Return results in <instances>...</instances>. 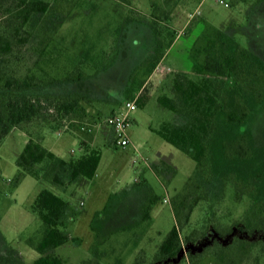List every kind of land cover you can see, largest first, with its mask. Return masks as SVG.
<instances>
[{
	"label": "rangeland",
	"instance_id": "374dc122",
	"mask_svg": "<svg viewBox=\"0 0 264 264\" xmlns=\"http://www.w3.org/2000/svg\"><path fill=\"white\" fill-rule=\"evenodd\" d=\"M8 4L0 7L3 30L4 20L10 16ZM153 5H158L159 11H170L169 18H161V28L168 26L175 38L163 50L161 64L145 75L144 63L155 49ZM218 30L249 48L264 66V0H77L43 54L36 49L37 36L14 44L13 55L4 65L7 76H22L33 69L40 85L26 92L59 96L60 100L80 94L83 110L59 119L57 127L50 126L53 123L39 127L34 121L13 126L0 138V261L11 247L23 264H31L38 256L26 238L39 235L42 228L31 204L44 188L69 202L64 230L76 240L53 250L66 264L88 260L90 264H133L137 258L146 263L153 261V251L175 223L170 200L183 188L196 165L186 152L155 131L163 122L181 119L159 103L157 96L172 95L175 72L193 79L201 77L196 65L203 59L208 38ZM80 68L85 75L77 78ZM143 88L149 91L146 104L128 109L126 102L137 98ZM125 111L130 118L126 128L130 143L121 146L115 141L109 118ZM218 122L219 129L212 139L216 152L214 174L209 182H203L202 198L189 222L181 227L182 248L176 261L165 264H193V259L197 264H225L226 253L246 235H254L255 245L234 264H264V233L251 234L247 229L253 199H235L232 182L225 178L232 170L261 172L257 196H264V100L254 105L241 126L226 125L223 114ZM239 130L249 132L253 138V157L237 162L225 160L219 150L222 138L232 137ZM28 131L63 158L80 155L81 141L100 150L94 177H81L62 186L50 176L37 179L26 175L14 186L16 159ZM162 161L173 169L164 164L161 173L156 174L151 165ZM46 172L50 175L51 169ZM152 192L160 199L143 219L144 202ZM231 223H235L234 228L224 232V226ZM198 252H202L199 258H191Z\"/></svg>",
	"mask_w": 264,
	"mask_h": 264
},
{
	"label": "trees",
	"instance_id": "16d2710c",
	"mask_svg": "<svg viewBox=\"0 0 264 264\" xmlns=\"http://www.w3.org/2000/svg\"><path fill=\"white\" fill-rule=\"evenodd\" d=\"M7 3L6 11L10 16H6L4 20V30L0 28V138L13 126L34 121H37L39 127L50 123H53L50 126L57 127L59 119L70 113L79 114L78 111L83 110L80 94L67 95L61 100L59 96L50 94H29L26 90L40 85L34 70L28 69L22 76H7L4 67L8 58L13 55L14 44L24 43L32 35L38 37L36 49L39 55L43 54L54 32L64 17L71 13L77 0H0V7ZM169 15V10L159 11V6L153 5L151 28L155 35V49L144 63L145 75L157 66L164 55L163 50L175 38L173 30L168 26L161 28V18H169ZM8 28L10 30L6 31ZM196 66L201 74L199 79L175 72L172 77V95L157 96L159 103L174 111L181 119L179 122H163L155 130L167 142L186 152L196 162L195 169L183 188L170 200L175 223L152 255L153 261L146 263L143 258H137L133 264H165L176 261L182 248L181 227L189 222L191 212L202 198L203 182H209L210 175L214 174L216 152L212 139L219 129L218 116L223 114L226 125L241 126L247 121L254 105L264 100V66L249 48L224 31L218 30L213 37L208 38L203 59ZM78 71L77 78L85 75L81 68ZM143 82L142 80L137 85L141 86ZM148 92V89L143 88L135 100L136 106L146 104ZM45 111L48 113L44 114ZM27 136L28 139L16 159L14 186L26 175L37 179L50 176L54 183L62 186L81 177H94L101 158L100 150L81 141L80 155L63 158L45 147L40 139L33 138L30 131ZM219 150L222 158L231 162L250 159L254 154L253 138L249 132L239 130L232 137H223ZM164 164L173 169L165 161L153 163L151 167L156 174H160ZM49 169L51 174L47 175L46 170ZM225 178L232 182L235 199L239 200L244 196L253 199L248 231L251 234L264 233V196H257L262 173L232 170ZM158 199L160 197L152 192L144 202L143 219L149 216L152 205ZM68 206L67 200L46 188L41 189L34 197L31 209L41 219L42 228L39 235L26 238V243L38 252L31 264H66V260L53 250L76 240L64 230ZM234 224L224 226V232H230ZM215 228L220 231L216 224ZM253 236L241 238L226 253L225 264L239 263L255 245ZM189 237L186 236L187 241ZM201 255L202 252L191 254V258H199ZM0 264L23 262L17 250L11 247L2 256ZM83 264H90V261H84ZM193 264H197L196 259H193Z\"/></svg>",
	"mask_w": 264,
	"mask_h": 264
},
{
	"label": "built area",
	"instance_id": "2783aa9c",
	"mask_svg": "<svg viewBox=\"0 0 264 264\" xmlns=\"http://www.w3.org/2000/svg\"><path fill=\"white\" fill-rule=\"evenodd\" d=\"M136 98L133 100H128L126 106L128 109L136 106ZM110 124L112 126L113 133L115 135V141L121 146H126L130 143V138L126 128L130 124V118L127 111L125 112H115L109 118Z\"/></svg>",
	"mask_w": 264,
	"mask_h": 264
},
{
	"label": "crops",
	"instance_id": "0c3cea01",
	"mask_svg": "<svg viewBox=\"0 0 264 264\" xmlns=\"http://www.w3.org/2000/svg\"><path fill=\"white\" fill-rule=\"evenodd\" d=\"M160 64H161V63H159V65H160ZM156 250H157V249H156ZM156 250H154L153 252L155 253ZM153 252H152V253H153ZM154 253H153V254H154Z\"/></svg>",
	"mask_w": 264,
	"mask_h": 264
}]
</instances>
